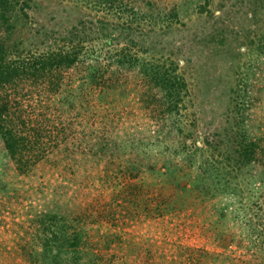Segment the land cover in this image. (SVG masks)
<instances>
[{
  "label": "rangeland",
  "instance_id": "obj_1",
  "mask_svg": "<svg viewBox=\"0 0 264 264\" xmlns=\"http://www.w3.org/2000/svg\"><path fill=\"white\" fill-rule=\"evenodd\" d=\"M27 3L33 34L7 49L8 59L44 48L40 22L62 34L80 19L91 29L101 21L146 49L130 53L178 62L185 87L177 110L166 112L146 103L134 69L112 74L82 57L61 69L59 89L48 94L39 80L7 85L9 113L29 124L20 164L0 138V264H264V0ZM85 45L104 60L102 37ZM94 63L103 77L89 85ZM31 132L42 135L35 146ZM210 140L224 165L241 144V157L249 152L247 141L255 155L226 176L234 177L230 192L207 191L170 210L172 188L159 172L176 169L187 183L197 171L185 153L197 165L210 159Z\"/></svg>",
  "mask_w": 264,
  "mask_h": 264
},
{
  "label": "trees",
  "instance_id": "obj_2",
  "mask_svg": "<svg viewBox=\"0 0 264 264\" xmlns=\"http://www.w3.org/2000/svg\"><path fill=\"white\" fill-rule=\"evenodd\" d=\"M30 1L28 0V2ZM110 2L109 6L112 8L115 4L114 1ZM42 5L45 6L44 4ZM23 6H29L27 0H23V3H19L17 0H0V138L15 164L21 163V153L26 148L24 140H27L24 130L27 129L29 123L23 118L21 113H9L7 85L14 88L17 82L22 79L32 82L39 80V82L43 83L46 94L56 91L60 86L61 69L73 66L79 60L84 62V59H80V57L93 58L96 61L102 60L106 65L104 66L105 71L110 70L112 74H118L121 69H134L138 72L146 92H149L146 103L170 113L177 110L178 103L181 100V90L185 87L184 80L177 74L178 62L172 59L162 61H160L161 59H145L130 53L131 47H136V45L130 44H135L136 41L133 40L132 36H129V32L126 33L127 35L124 38L121 37V32L117 30V27H120L118 24H111L108 31H104L103 28L105 26H102L101 21H98L99 25L91 29V27H87V23L90 21L87 22L80 19L76 25H71L64 33L56 34L57 31L48 30L50 28L40 22L42 30L40 35L42 34L46 38L44 40L45 43H43L44 48L40 51L37 50V52L30 51L29 56L26 57L15 56L8 59L5 51L20 42L23 37H29L30 34H33L31 32V23L27 21L29 15ZM47 18L50 20L53 17L48 15ZM96 28L100 29L102 35L93 33ZM128 28H131L130 25L126 26V29ZM115 32H118V35H115ZM138 33L143 34L139 31ZM36 34H39V32L37 31ZM89 34L94 35L88 36ZM100 37L109 45L105 49L104 60L100 50H97L94 46L88 47L85 45L86 41ZM117 39L127 40V43L123 46L114 47L111 40ZM136 49L140 50V52L146 50L144 47H136ZM152 49L148 47V50L151 51ZM86 68L88 70L86 73L88 84H98L99 79L103 77L99 72L102 67L94 63L87 65ZM101 87L103 88V85ZM36 131L38 130L33 129L32 132ZM32 134L33 139L31 140H34L35 144L29 146H35L38 144L39 139L42 138L40 132ZM245 144L249 152L244 157H241L243 155L239 151L242 150L244 152L246 150L245 146H242V144L240 146L239 144L240 149L236 150L238 157L232 159L234 164H231L228 156H226L225 160H227L228 165H224L219 159L214 157V152L224 155L219 143L215 140L213 142L210 140L206 143L208 150L211 152V155L208 156L211 158H207L198 165L194 163V166L191 154L185 153L189 162L188 167L192 168L193 166L197 171L189 178L187 183L185 180H180V175L176 169L168 167L166 170L159 172L158 176L164 179L165 182L170 183L172 188L166 197L169 209H183L192 202L197 201L198 198L202 199V197L208 196L207 191L213 195L218 192H230V182L234 177H230L231 180H228L226 176L232 175L236 170L246 165V162H248L245 160L247 155L251 153L255 155L252 150L254 143L247 141ZM230 169H233L234 172L230 171ZM208 186L213 191L208 189ZM155 200L159 203L160 198H158V195Z\"/></svg>",
  "mask_w": 264,
  "mask_h": 264
}]
</instances>
